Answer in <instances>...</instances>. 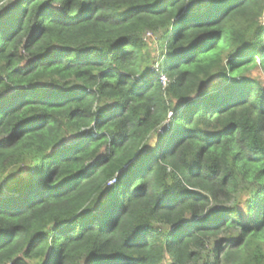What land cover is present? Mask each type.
<instances>
[{"label":"trees","instance_id":"16d2710c","mask_svg":"<svg viewBox=\"0 0 264 264\" xmlns=\"http://www.w3.org/2000/svg\"><path fill=\"white\" fill-rule=\"evenodd\" d=\"M0 264H264V0H0Z\"/></svg>","mask_w":264,"mask_h":264},{"label":"rangeland","instance_id":"374dc122","mask_svg":"<svg viewBox=\"0 0 264 264\" xmlns=\"http://www.w3.org/2000/svg\"><path fill=\"white\" fill-rule=\"evenodd\" d=\"M149 45H150V52L154 55L155 58L160 60V57L162 58L163 54L165 53L164 51H166L165 48L164 47L158 48L154 38H151ZM164 80H165V77H164Z\"/></svg>","mask_w":264,"mask_h":264},{"label":"built area","instance_id":"2783aa9c","mask_svg":"<svg viewBox=\"0 0 264 264\" xmlns=\"http://www.w3.org/2000/svg\"><path fill=\"white\" fill-rule=\"evenodd\" d=\"M160 80H161L162 84H165L166 83V78L164 80V77L163 76L160 78Z\"/></svg>","mask_w":264,"mask_h":264}]
</instances>
